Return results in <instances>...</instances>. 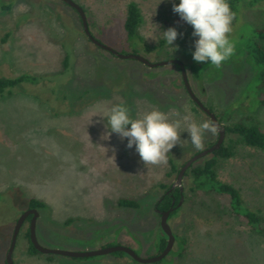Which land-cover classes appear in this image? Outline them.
Segmentation results:
<instances>
[{
    "label": "rangeland",
    "instance_id": "1",
    "mask_svg": "<svg viewBox=\"0 0 264 264\" xmlns=\"http://www.w3.org/2000/svg\"><path fill=\"white\" fill-rule=\"evenodd\" d=\"M72 1L84 10L92 36L122 54H131L123 23L127 5L135 3L143 18L139 34L150 48L161 47L165 53L163 58L156 53L142 57L152 63L161 62L158 59L182 62L194 95L224 127L244 121L264 132V108L253 100V68L246 56L235 51L220 69L210 61L196 62L193 53L198 37L173 11L180 0ZM262 27L264 0H258L233 20L230 40L234 48L252 28ZM168 28L178 32L172 46L163 37ZM96 51L78 14L61 1L0 0V78L29 75L38 79L0 93V264H6L14 227L31 199L46 206L38 211L36 222L37 240L44 248L82 253L122 246L145 259L157 254V236L162 231L155 211L162 195L158 186L171 187L176 177H167L168 163L145 166L135 146L127 147V138L112 133L102 139L108 131L107 121L92 115L99 107L123 103L133 118L153 107L165 113L176 109L197 123L209 118L190 99L175 65L134 72L128 64H137L133 60L121 65L113 60L114 70L97 79ZM67 56L70 61L65 71ZM116 69L121 71L119 79L114 77ZM195 69L200 71L198 77ZM127 76L139 84L133 87ZM110 88L118 92L109 96ZM147 90H158L164 97L154 102L137 96ZM119 91L136 97L125 101ZM257 94L264 95V89ZM217 138L206 132L204 149ZM181 145L171 149L168 161L181 158L179 151L190 158L201 152L191 144L187 131L181 133ZM236 150L235 157L219 162L218 178L239 189L245 205L260 210L264 217V152L243 145ZM182 188L187 203L168 220L178 238L174 254L160 264H264L263 236L230 215L222 200L212 203L202 195L188 194L185 180ZM121 198L137 200L141 208H118ZM202 201L209 208H201ZM28 229L29 223L24 222L13 252L14 264H140L127 255L31 256L27 253Z\"/></svg>",
    "mask_w": 264,
    "mask_h": 264
},
{
    "label": "trees",
    "instance_id": "2",
    "mask_svg": "<svg viewBox=\"0 0 264 264\" xmlns=\"http://www.w3.org/2000/svg\"><path fill=\"white\" fill-rule=\"evenodd\" d=\"M257 2L258 0H228V3L230 4L233 13L235 14L234 17L235 20H238V18L242 15V12L246 8H253ZM142 22H143V18L139 8L135 3L130 2L127 5L126 15L123 23V30L126 36V43L128 45V48L130 49V53L140 56L142 55L146 56V54L156 53V56H158V58H163V56L165 55V53H163L164 52L163 48L161 47L150 48L144 42L143 38L139 34V28ZM7 36L2 40V43L6 42ZM95 48L97 51L93 56L97 69L96 70L97 79L101 78V75L104 76V74H110L111 71L114 70L111 68L112 65H114L112 64L113 60L120 65L127 64L124 63V60H119L112 54L103 51L97 47ZM235 51H238L239 53H241V55H245L247 58V62L253 68L252 82H253V90L255 91V98L253 100L256 102L257 106L264 108V95L258 96L257 94L259 90L264 89V27L252 28L250 31V35L247 38L244 37L241 38L239 44L235 47ZM104 54L108 55L109 57H106ZM69 61L70 60L67 56L64 61L65 71H67L69 68ZM158 61H164V60L158 59ZM136 63L137 64L128 63L132 67H134V69L132 68L129 69H132L135 72L136 70L145 67L138 62ZM175 67H177L178 70L180 71L178 66L175 65ZM129 69L127 71H130ZM124 72L127 73L126 71ZM117 73L119 75L121 71L118 69L114 71V74H116L114 77H117V79H119ZM194 74L196 77H198L200 71L195 69ZM150 75L152 78L156 77V74L154 73H151ZM127 77L129 79L128 83L133 84V87L139 84V82L136 81L135 79L133 80L130 79V76ZM37 80H38L37 78L31 77L29 75H21L14 79L0 78V93H3L5 90H10L16 87L20 83H24V82L35 83ZM144 85L146 86L147 84L144 83ZM161 86L158 85V87ZM249 89L250 86H248V88L246 89V94L248 93ZM116 92L118 91H116L115 88H110L108 94L110 96ZM119 93L121 94L122 98L125 101L128 99L132 100V98L134 99V97H136V96L129 97L125 93L124 94L121 93V91H119ZM137 96L138 97L140 96V98L149 97L152 99V101H154V98L158 100L162 99V97H164V94L159 93L158 90L157 92L147 90L146 93H144L143 95L137 94ZM245 97H249V96H245ZM208 109L211 112H213L211 108ZM216 118L221 123V120L217 116ZM225 132H226L225 140L222 146L219 148V150L213 152L210 156L193 164L185 172L183 180H185L186 192L193 196L202 195L208 199H211L210 202L212 203L215 202L214 200H218V199L222 200L223 205L225 206V208H227L226 210L230 215L240 218L250 230L264 237V217L261 215V211L249 209L244 203L240 190L231 184L220 181L217 175V168L219 162L227 161L235 157L237 153L236 148L238 145H243L247 148L264 152V132L261 131V129L257 125L252 123L250 124L245 123L244 121H238L229 126H226ZM213 144H210L206 148L211 147ZM178 155L181 158L179 159L170 158L168 161L169 164V172L167 174L168 178L174 176L177 177L181 168L184 166L185 162L188 159H190V157L188 156L189 157L188 158L187 155L183 154V152L179 151ZM158 187L162 190V195L160 199L157 201L155 205V209H158L159 211L163 212V211H168L170 208H173V212L170 214L168 218L169 220L178 214V212L182 209V206L186 204L187 201L186 202L184 201L183 192H180L178 188L169 192L172 186L170 187L161 184ZM181 198L183 199V202L180 207H177ZM117 206L118 208L121 209H130V210H138L141 208V205L137 200L127 199V198L119 199L117 201ZM200 206L201 208H209L208 206L210 205L207 204L206 201H202ZM45 207L46 206L42 201L31 199L29 201L28 209H36L39 211V210H44ZM72 221L73 220L70 219L68 220V222H66V224L71 223ZM26 239L28 241L27 253L31 256L39 255L40 253L35 250V248L30 242L29 229L27 230L26 233ZM175 240L176 241L178 240L176 236H175ZM182 242L183 241H181V243ZM156 244H157L156 256H158L165 249L167 244V237L162 231H160L159 236H157ZM173 254L174 252L171 251L168 254V256H172ZM113 255L117 257H122L125 254L118 252V253H114ZM165 259L166 257L162 260ZM162 260L156 264H160Z\"/></svg>",
    "mask_w": 264,
    "mask_h": 264
},
{
    "label": "clouds",
    "instance_id": "3",
    "mask_svg": "<svg viewBox=\"0 0 264 264\" xmlns=\"http://www.w3.org/2000/svg\"><path fill=\"white\" fill-rule=\"evenodd\" d=\"M173 11L193 27V35L198 37L193 53L196 62L210 61L212 66L220 69L233 56L235 48L230 34L235 14L228 0H180L178 5H173ZM163 37L167 45L172 46L178 32L175 28H168L163 31ZM148 38L153 39L152 36ZM92 116H100L107 121L108 131L102 139H109L112 133L121 139L127 138V147L135 146L145 166H166L168 153L177 144L181 145V133L184 131L189 133L190 142L197 151L204 150L206 132L214 136L220 132V127L211 119L197 123L190 115L181 116L176 109L165 113L153 107L133 118L130 109L120 103L99 107Z\"/></svg>",
    "mask_w": 264,
    "mask_h": 264
},
{
    "label": "water",
    "instance_id": "4",
    "mask_svg": "<svg viewBox=\"0 0 264 264\" xmlns=\"http://www.w3.org/2000/svg\"><path fill=\"white\" fill-rule=\"evenodd\" d=\"M59 1H61L65 5H67L68 7L72 8L73 10L76 11V13L78 14V16H79V18L81 20V24H82L83 32H84L85 36L88 38V40L95 47L112 54L113 56H115L116 58H118L120 60H133V61H136V62L144 65L145 67H148V68H151V69L164 67V66H169V65L178 66L179 69H180V72H181V77H182V81H183L185 90H186L187 94L189 95L190 99L192 100V102L204 114H206V116L209 119L214 121L220 127V132L218 134L217 141L211 147L206 148L203 151L193 155L190 159H188L185 162L184 166L181 168L179 174L176 177L175 183L173 184V186L169 190V192H171L172 190L178 188L180 190V192H183L182 180H183L185 172L193 164H195L198 161L210 156L213 152L219 150V148L224 143L225 134H226L225 127L218 121V119L216 118L215 114L213 112H211L208 108H206L199 101V99L194 95V93H193V91H192V89L190 87L189 81H188L185 65L182 62L177 61V60H165V61H161V62L152 63V62H150L149 60H147L146 58H144V57H142L140 55L122 54V53L117 52L113 48L100 43L99 41H97L92 36V34H91L90 30H89V27H88L86 14H85L84 10L79 5H77L72 0H59ZM182 202H183V199L181 198V200L178 203L177 207H180ZM155 211L160 216V227H161L162 232L167 237V244H166L165 249L158 256H155L153 258L145 259V258L139 257L132 250H130V249L126 248V247H122V246L109 247V248L102 249V250L90 251V252H82V253L68 252V251H63V250L44 248V247L40 246V244L38 243V240H37V236H36V222H37V219L39 217V212L36 209H28L17 220V223H16V225L14 227L11 243H10L8 252L6 254V258H5L6 264H14V262H13V252H14V249H15L17 237H18L20 228L22 227L23 223L26 221V219L28 217H31V221H30V225H29L30 242L33 245V247L35 248V250L37 252H39L40 254L50 255V256L51 255L52 256H63V257H69V258H73V259H85V258H93V257H99V256L112 255L114 253L120 252V253H124L125 255H127L128 257H130L133 261H135L137 263H140V264H156V263L160 262L162 259H164L165 257H167L168 254L172 251V248H173V245H174V242H175V236H174V234H173V232H172V230H171V228H170V226L168 224V218H169L170 214L173 212V208H170L168 211H163V212L159 211L158 209H156Z\"/></svg>",
    "mask_w": 264,
    "mask_h": 264
},
{
    "label": "flooded vegetation",
    "instance_id": "5",
    "mask_svg": "<svg viewBox=\"0 0 264 264\" xmlns=\"http://www.w3.org/2000/svg\"><path fill=\"white\" fill-rule=\"evenodd\" d=\"M156 210V209H155ZM31 217H28L25 222H28L30 225Z\"/></svg>",
    "mask_w": 264,
    "mask_h": 264
}]
</instances>
